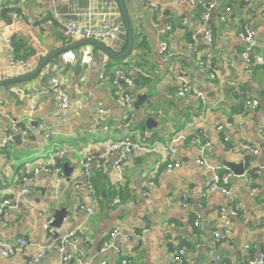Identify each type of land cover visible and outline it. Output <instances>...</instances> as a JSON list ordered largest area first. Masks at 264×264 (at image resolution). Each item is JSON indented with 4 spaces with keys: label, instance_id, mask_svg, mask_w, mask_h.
Wrapping results in <instances>:
<instances>
[{
    "label": "crops",
    "instance_id": "1",
    "mask_svg": "<svg viewBox=\"0 0 264 264\" xmlns=\"http://www.w3.org/2000/svg\"><path fill=\"white\" fill-rule=\"evenodd\" d=\"M153 1L159 9L124 0L134 34V45L124 58L114 59L96 45H84L51 58L34 78L0 86V142L10 135L12 120H18L23 131L18 141L0 148V172L4 173L0 201H10L0 223V242L29 241L22 252L0 254V264L60 263L62 254L55 246L58 235L48 233L46 220L62 208L68 213L60 230H75L79 238L76 247H66L72 256L67 264H79L77 250L90 264H122L127 259L129 264H247L264 255V67L257 63L246 67L239 36L243 26L253 29L257 45L251 57H264V0H217L207 23L213 33L211 41L196 34L202 25L201 8L188 5L187 0ZM13 12L20 14L13 17ZM51 14L94 30L101 29L103 22H115V35L100 43L117 54L129 44L117 0H0V80L29 73L51 51L79 41L65 37L56 24L39 25ZM166 24L172 25L166 35L171 55L162 61L158 29ZM10 56L25 60L26 66L12 65ZM200 60L216 71L215 78L199 71ZM75 66L79 67L74 70ZM117 68L126 70L136 84L131 89L132 129L127 131L116 126L124 108L112 83L100 80L102 72L111 76ZM178 68L206 93V103L176 97ZM53 78L60 80L69 96L66 115L55 104ZM235 78L258 99L255 109L233 93L228 81ZM144 94L148 98L143 102L142 97L135 109L137 97ZM98 108L103 112L95 122L88 112ZM29 118L34 122H28ZM147 118L156 124L146 125ZM35 123L59 132L43 138ZM104 125L108 128L103 129ZM92 126L97 129L90 131ZM147 132L152 134L146 141L152 150L136 152L119 167L114 166L117 155L102 167L92 163L89 177L82 172V159H103L104 140L130 137L140 142ZM176 132L185 136L176 145L175 158L181 165L166 173L168 147ZM193 136L211 142L206 156L212 166L233 174L230 185L239 212L232 218L230 233L219 242L212 236L213 230H224L217 215L232 201L218 192L208 193L201 201L199 191L205 188L210 172L195 161L198 150L190 142ZM243 142L258 152L241 151ZM58 151L62 153L58 163L63 170L67 165L68 177L63 173L57 182L53 171L33 174L35 166L45 164ZM242 162L244 174L237 175L231 166ZM23 175L33 176L26 193H21ZM88 180L94 192L89 191ZM150 180L153 185H148ZM193 186L197 191L189 192ZM252 187L256 189L253 194ZM116 195L119 202L112 204ZM93 198L97 203L89 214L81 206H92ZM196 213L198 226L194 225ZM144 220L150 231L134 237ZM114 229L117 234L111 245L102 250ZM180 246L186 252L177 261L174 255ZM216 255L221 259H214ZM33 258L37 260L29 263Z\"/></svg>",
    "mask_w": 264,
    "mask_h": 264
},
{
    "label": "built area",
    "instance_id": "2",
    "mask_svg": "<svg viewBox=\"0 0 264 264\" xmlns=\"http://www.w3.org/2000/svg\"><path fill=\"white\" fill-rule=\"evenodd\" d=\"M135 2H144L146 5H148L152 10H156L159 8V4L153 0H133ZM253 0H245L246 3H250ZM191 5L193 4H200L202 8L201 12V20L202 25L196 30V34H201L204 39L207 41H211L213 39V33L210 28L207 27V23L210 19V13L216 6L215 0H190L189 1ZM18 14L13 12L12 16L17 17ZM185 22V21H184ZM56 24L60 27L62 34L65 37H71L81 40H96V41H106L107 39L113 37L115 33L118 30V26L115 22H103L101 29L94 30V29H88L78 26L77 24L69 21H64L61 19L57 14H51L49 16H46L43 18V21L39 23L40 26H48ZM172 29L171 24H166L158 29L160 34V43H161V53L159 49L160 58L162 61H166L169 56L171 55V52L168 50V42L166 40V35L169 33V31ZM239 36L243 39L244 42V50L241 53V58L244 61V64L246 67H250L255 63H258L264 67V58L262 56H255V58L251 57V51L254 47H256L257 43L255 41V33L254 31L249 28L248 26H243ZM7 42L9 45V50L13 51L12 44L10 43V39L7 38ZM165 50V51H164ZM164 51V52H163ZM10 63L14 66L18 67H24L26 66V61L22 59H14L12 56H10ZM199 71L201 73H206L210 78L216 77V71L212 68H210L203 60L199 61ZM100 80L101 81H109L112 83L115 93L118 99V102L122 105V107L125 108L126 112L122 116V122H119L116 126L118 128H128L131 126L132 123V93L131 89L136 87L135 81L131 75H129L126 70L122 68H117L113 71L111 76H108L104 72L100 74ZM52 89L55 91L54 99L55 104L59 111L66 115L67 107L69 104V96L66 91L61 86V82L58 78L52 79ZM177 83L178 87L176 89L175 95L178 98H191L195 99L198 102L206 103V93L193 86L188 77L185 74V71L181 68H178V74H177ZM229 86H231L232 91L235 95H239L242 98H244L245 104L250 109H255L259 101L258 99L254 98L248 90H245L242 88L238 80L231 79L228 81ZM103 110L101 108L91 110L88 112V115L92 117L95 122H98V119L101 115ZM28 122H34L32 118L28 119ZM35 127L37 128V131L41 134L43 138H50L52 136H55L58 134V130L53 127H48L43 123L36 124ZM103 129H107L108 127L104 125L102 127ZM222 126L219 125L218 129H221ZM97 129L95 126H92L89 130L94 131ZM23 132L20 128V124L18 120H12L10 125L9 133L11 134H17ZM27 133V131H25ZM261 133L264 137V128H261ZM152 134L150 132L145 133L141 137V141H135L131 139L130 137H124L120 138L118 140H110L107 139L105 142L102 143L103 148V159L97 160L92 158L91 156L86 157L85 159H82L80 161V164L82 166V172L84 175L89 176L90 174V166L92 163H97L98 166L102 167L106 165V163L109 161V158L117 155V159L114 161V166L119 167L122 162H124L127 159H130L133 154L139 151L147 150L150 151L153 148H151L150 144H146V141L150 139ZM11 138V137H9ZM185 136L181 132H176L172 135L170 139V146L169 153L170 158L168 162L166 163L164 167V172L168 173L171 172L172 169L180 167L181 163L179 160H177V143L185 140ZM227 140V138H225ZM8 141L7 139H4L0 143V147H4ZM191 143H194L198 150V155L195 158V161L197 164L205 167L207 170H209L210 174L208 176V179L205 184V188L203 190L199 191V197L201 201H203V198L206 197L208 193L211 192H218L220 194H223L227 199L232 201V204L230 206L222 207L217 215V220L222 223L224 230L220 231L218 229H215L212 231V236L216 242L221 241L223 238H225L231 231L230 226L232 223V218L238 216L239 212V204L233 202L234 199V192L232 189V186L230 185L231 177L233 174L231 172L227 171H218L214 166L211 165V163L208 161L206 156V151L210 147L211 142L209 140H203L198 136H193L190 139ZM231 148L234 151H238L237 147L231 146ZM239 149L241 151H250L252 153H257L258 150L249 144L248 142H243L239 145ZM5 155V154H3ZM55 156L60 158L59 153H55ZM54 171L56 173L55 180L58 182L61 179V176L64 173L63 167L58 162L54 161H47L45 164H39L38 166H35L33 168V174L36 175L39 172H50ZM21 181L23 183V187L21 189V193H26L28 191V185L33 181V176H27L23 175L21 178ZM0 182L4 183V173L0 172ZM153 180H150L148 182V185H153ZM88 188H92V185L89 183ZM251 193L253 194L256 189L254 187L250 188ZM196 187H191L189 189V192H196ZM149 191L145 190L144 195H147ZM182 197L186 198V193H182ZM119 202L118 198H115L112 201V204H117ZM97 200L96 198L92 199V206H81L82 208L86 209L89 214L93 213V207L96 205ZM10 206V201L8 199H3L0 201V223H3L2 218L5 214H7V209ZM53 219L49 218L46 220V226L47 231L50 235L57 234L56 238V248L60 251L62 254L61 262L58 264H67L68 260L72 257L71 254L66 252L67 245H72L73 247H76L77 242L79 241L78 236L76 235L75 230H69L62 232L60 228L53 227L51 225ZM200 222V215L196 213L195 217V223L194 225L198 226ZM150 231V226L147 221H142L141 224V230L138 233H133L134 237H139L143 233H148ZM117 234V230L114 229L111 231L108 235V238L103 244L102 250H105L107 247H109L112 243V240L114 236ZM173 241V238H172ZM29 244L28 238H18L14 244L8 245L5 243L0 242V254L3 256H10L18 252H22L25 248H27ZM178 244V241H177ZM186 248L184 246H180L174 255V259L177 261H181L182 256L185 254ZM77 260L79 264H90L91 262L86 260L84 257V254L82 251L77 250ZM214 259L219 260L221 259L219 255H216ZM37 260V258H33L29 260V263H33ZM131 263V260H122V264H129ZM224 264H229L225 262ZM247 264H264V255L259 254V256L250 259Z\"/></svg>",
    "mask_w": 264,
    "mask_h": 264
},
{
    "label": "water",
    "instance_id": "3",
    "mask_svg": "<svg viewBox=\"0 0 264 264\" xmlns=\"http://www.w3.org/2000/svg\"><path fill=\"white\" fill-rule=\"evenodd\" d=\"M121 9H122V14H123V19H124V22H125V26H126V29L128 31V34H129V44L126 48V50L123 52V53H120V54H117V53H114L112 52L107 46H105L104 44L102 43H99L95 40H80V41H76L72 44H69V45H66V46H63L61 48H58L56 50H53L51 51L48 55H46L42 61H40L38 63V65H36L31 72L29 73H25V74H21V75H17V76H13V77H8V78H5V79H1L0 80V86L2 85H5V84H9V83H14V82H22V81H27L31 78H34V76H36L41 68L44 66V64H46L48 62V60H50L51 58H54L68 50H71V49H75V48H79L81 46H84V45H89V44H93V45H96L97 47H99L104 53L110 55L112 58L114 59H122L124 58L132 49L133 45H134V34H133V29H132V24H131V19H130V16H129V13L125 7V2L124 0H117ZM79 66H75V69L78 68ZM142 97H143V102H145V100L148 98L146 94L144 95H139L137 97V101L134 103L135 105V109H139L138 107V104L141 102L142 100ZM142 102V103H143ZM146 125L149 124V126H151V124H156L155 120L153 118H147L146 119ZM37 123H35L36 125ZM148 129H150V127H147ZM13 139L14 141H18L20 139V134L17 133V134H14L13 136ZM243 162L242 163H239V164H232L231 168L233 169V172L237 175H242L243 174ZM64 174L68 177L69 176V173L67 172V165L65 164L64 165ZM67 210L65 208H62L60 210H57L53 216V221L51 223V225L53 227H56V228H60L64 219L67 217Z\"/></svg>",
    "mask_w": 264,
    "mask_h": 264
},
{
    "label": "bare ground",
    "instance_id": "4",
    "mask_svg": "<svg viewBox=\"0 0 264 264\" xmlns=\"http://www.w3.org/2000/svg\"><path fill=\"white\" fill-rule=\"evenodd\" d=\"M189 1H190V0H187L188 5H190V6H192V7H194V6H199V7L201 8V5H200V4L197 3V4H193V5H191ZM215 1H216V3H217V0H215ZM138 3H141V2H138ZM147 6H148V5H147ZM159 7H160V6H159ZM158 9H159V8H158ZM201 9H202V8H201ZM184 21H185V22H184ZM186 21H187V19L183 17V18H182V23H186ZM52 25H55V24H52ZM48 26H49V25H48ZM249 28H250V27H249ZM252 30H253V29H252ZM253 31H254V30H253ZM254 33H255V32H254ZM78 40L80 41L81 39H78ZM89 40H92V39H89ZM95 41H96V40H95ZM209 41H210V40H209ZM97 42L100 43V42H103V41H97ZM7 43H8V42H7ZM10 43H12V42L10 41ZM161 47H162V46H161V43H160V51H161ZM254 48H255V47H254ZM254 48H253V49H254ZM164 51H165V50H164ZM164 51H163V52H164ZM250 53H251V52H250ZM258 56H262V55H258ZM262 57H263V56H262ZM263 58H264V57H263ZM257 64H258V63H257ZM111 75H112V74H111ZM123 108H124V107H123ZM125 112H126V110H125V108H124V113H125ZM124 113L122 114V116L124 115ZM121 122H122V117H121ZM120 129H123V130H126V131H127V130H131V129H132V124H131V126L128 127V128H120ZM13 136H14V135L10 133V135L7 137V138H8V141H7V143H6V145H5L4 147H6V146L8 145V143L11 142L12 140L14 141ZM9 137H11V138H9ZM7 138H5V139H7ZM3 140H4V139H3ZM3 140H2V141H3ZM117 140H118V139H117ZM2 141H1V142H2ZM105 141H106V140H104L103 142H105ZM1 142H0V143H1ZM147 144H148V143L146 142V144H145L144 146H146ZM0 148H2V147H0ZM55 153H56V152H55ZM55 153H54L53 156L50 158V160H51V161H54V162H58V161L62 158V153H61L60 151L57 152V153L60 154V158H58L57 156H55ZM99 167H100V166H99ZM52 171H53V170H52ZM89 171H90V170H89ZM53 173L55 174V178H56V176H57L56 173H55L54 171H53ZM243 174H244V170H243ZM89 176H90V174H89ZM89 176H87V177H89ZM61 179H62V176H61ZM87 179H88V178H87ZM87 184H89L88 181H87ZM89 191H90V192H94L93 187H92L91 189L89 188ZM115 198H118V199H119L118 196H115ZM115 198H113V200H114ZM2 200H3V199H2ZM113 200H112V201H113ZM52 219H53V218H52Z\"/></svg>",
    "mask_w": 264,
    "mask_h": 264
},
{
    "label": "trees",
    "instance_id": "5",
    "mask_svg": "<svg viewBox=\"0 0 264 264\" xmlns=\"http://www.w3.org/2000/svg\"><path fill=\"white\" fill-rule=\"evenodd\" d=\"M194 7H198V8H200L199 6H194ZM202 10V9H201ZM88 182L92 185V187H93V184L90 182V180H88ZM93 189H94V187H93ZM94 191H95V189H94ZM116 196H118V195H116ZM225 262L223 261V264H224Z\"/></svg>",
    "mask_w": 264,
    "mask_h": 264
}]
</instances>
